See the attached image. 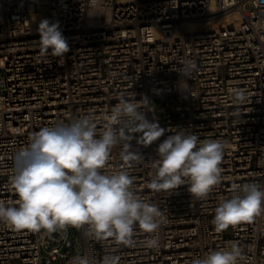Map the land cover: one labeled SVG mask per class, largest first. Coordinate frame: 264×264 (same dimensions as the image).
<instances>
[{
  "label": "built area",
  "instance_id": "built-area-1",
  "mask_svg": "<svg viewBox=\"0 0 264 264\" xmlns=\"http://www.w3.org/2000/svg\"><path fill=\"white\" fill-rule=\"evenodd\" d=\"M225 13L236 21L188 29ZM41 19L59 22L70 48L63 58L41 56ZM187 60L198 71L179 85L177 70ZM236 89L244 90L243 103ZM133 93L136 101L148 98L154 111L146 118L166 129L151 146L137 145L135 136L130 142L145 159L129 169L136 194L163 214L159 248H148L152 234L138 229L127 247L94 239L87 225L41 238L0 223V264H69L77 255L101 264L106 254L120 264H191L232 242L243 249L241 264H264V212L223 232L212 224L234 186L264 185V0H0V201L18 206L9 181L33 133L84 116L102 131L118 98ZM174 130L225 144L221 181L204 200L191 197L187 185L172 193L146 187L153 171L147 162ZM122 150L113 148L102 171L123 167Z\"/></svg>",
  "mask_w": 264,
  "mask_h": 264
},
{
  "label": "clouds",
  "instance_id": "clouds-1",
  "mask_svg": "<svg viewBox=\"0 0 264 264\" xmlns=\"http://www.w3.org/2000/svg\"><path fill=\"white\" fill-rule=\"evenodd\" d=\"M97 0H91L95 6ZM41 56L49 53L63 58L70 51L59 22L41 19L37 26ZM198 71L193 60L177 70L185 83ZM181 87V86H180ZM186 89V88H182ZM235 100L243 103L244 90H233ZM119 97L102 131L90 116L68 124L43 127L30 137V143L14 158L10 188L18 196V206L0 201V223L13 230H28L51 235L66 233L69 227L88 226L96 240L111 238L117 245L131 247L137 229L152 234L148 248L158 249L162 211L157 204L136 194L134 177L129 169L145 162L131 147H148L160 141L166 129L146 112L154 111L147 97L140 101ZM167 131H170L168 129ZM158 143L157 157L147 163L153 171L146 187L152 193H172L182 185L196 200H204L221 181L225 144L220 140L201 139L194 132L174 130ZM122 146L123 167L115 173L102 171L113 148ZM264 212V185L256 182L234 186L232 194L215 208L212 220L216 232H223L240 222L252 221ZM243 249L232 242L230 247L211 251L191 264H241ZM69 264H91L87 256L77 255ZM101 264H120V257L106 254Z\"/></svg>",
  "mask_w": 264,
  "mask_h": 264
},
{
  "label": "bare ground",
  "instance_id": "bare-ground-1",
  "mask_svg": "<svg viewBox=\"0 0 264 264\" xmlns=\"http://www.w3.org/2000/svg\"><path fill=\"white\" fill-rule=\"evenodd\" d=\"M236 21V16L231 14H221L219 16L196 20L188 23L189 30H207L211 28H223Z\"/></svg>",
  "mask_w": 264,
  "mask_h": 264
}]
</instances>
